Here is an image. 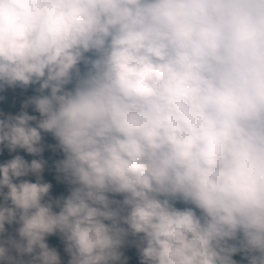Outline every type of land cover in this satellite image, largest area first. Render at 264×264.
<instances>
[{"label":"clouds","instance_id":"obj_1","mask_svg":"<svg viewBox=\"0 0 264 264\" xmlns=\"http://www.w3.org/2000/svg\"><path fill=\"white\" fill-rule=\"evenodd\" d=\"M0 264H264V0H0Z\"/></svg>","mask_w":264,"mask_h":264},{"label":"trees","instance_id":"obj_2","mask_svg":"<svg viewBox=\"0 0 264 264\" xmlns=\"http://www.w3.org/2000/svg\"><path fill=\"white\" fill-rule=\"evenodd\" d=\"M51 243L55 244L56 243L55 239H52L51 240Z\"/></svg>","mask_w":264,"mask_h":264}]
</instances>
